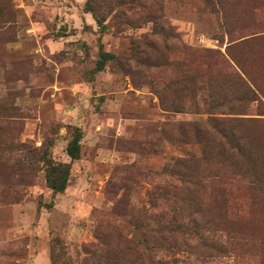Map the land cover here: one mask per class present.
I'll return each mask as SVG.
<instances>
[{"label": "rangeland", "instance_id": "rangeland-1", "mask_svg": "<svg viewBox=\"0 0 264 264\" xmlns=\"http://www.w3.org/2000/svg\"><path fill=\"white\" fill-rule=\"evenodd\" d=\"M129 1L91 0L102 31L88 0H0V264H264V0ZM208 50L260 92L245 158ZM77 130L54 193L44 154L70 163Z\"/></svg>", "mask_w": 264, "mask_h": 264}, {"label": "trees", "instance_id": "trees-1", "mask_svg": "<svg viewBox=\"0 0 264 264\" xmlns=\"http://www.w3.org/2000/svg\"><path fill=\"white\" fill-rule=\"evenodd\" d=\"M131 0L129 3H132ZM125 3V2H123ZM88 7L92 12L95 21L102 31L106 29L107 14H100L97 12L95 6L88 0ZM144 6V5H143ZM143 6L139 5L138 8ZM146 6H144L145 8ZM112 55L109 53L103 54V60L100 68H103V61L112 59ZM204 61L201 67V77L213 76L212 74L217 73L218 77H226L231 84H235L236 87L233 89L231 98L228 99L227 93H224V88L221 87L218 91L213 92L210 95V103L207 98H204L205 104L208 106V112L212 114H218L219 117L211 118L210 121L214 122V127L220 134L222 148H227L233 157L245 158L251 147V140L253 136L247 130L246 124H252L258 120L252 118L246 119L244 116L249 115L251 111V104L253 102H260V92L252 87L249 83L246 72L241 68L240 64L233 58L229 57L226 59L222 53L217 51L208 50L202 55ZM184 67L188 72L187 80L193 79L189 73L192 71V63L185 62ZM211 83V82H210ZM230 86V85H229ZM213 101V103H212ZM227 107L228 109H224ZM176 112H180L178 108H174ZM228 115L234 117H227ZM252 122V123H251ZM83 134L79 130L75 132L73 138L68 143L67 155L70 158V163H61L54 161L47 152L43 157V162L46 166V182L48 187L54 193H63L67 187L71 176V169L73 162L80 159L81 156V141ZM226 150V149H224Z\"/></svg>", "mask_w": 264, "mask_h": 264}]
</instances>
